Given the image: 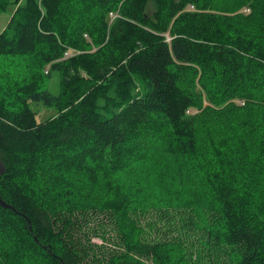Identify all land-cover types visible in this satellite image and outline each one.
Listing matches in <instances>:
<instances>
[{"label":"trees","instance_id":"obj_1","mask_svg":"<svg viewBox=\"0 0 264 264\" xmlns=\"http://www.w3.org/2000/svg\"><path fill=\"white\" fill-rule=\"evenodd\" d=\"M11 5L0 264H264V0Z\"/></svg>","mask_w":264,"mask_h":264},{"label":"rangeland","instance_id":"obj_2","mask_svg":"<svg viewBox=\"0 0 264 264\" xmlns=\"http://www.w3.org/2000/svg\"><path fill=\"white\" fill-rule=\"evenodd\" d=\"M13 9V5L9 6L7 8L6 11L1 12L0 13V32L3 31V29L5 28L11 11ZM148 9H152V4L149 3L148 5ZM249 9L248 8H243L240 10V12L242 13H248ZM47 86L49 87V89L53 92V93H57L59 90V79L58 76L56 74H53V76L50 78V80L47 83ZM200 103L203 105H207L208 101L204 98V95H202L201 99H200ZM35 104L32 103L31 106L34 109ZM39 106H36V110L38 111V116H37V120H43L46 117H49L51 115H53L54 111L51 108H47V107H43L41 104H37ZM191 112L196 113L197 110L196 109H192ZM145 221V218L143 219ZM95 241H98V239L94 238Z\"/></svg>","mask_w":264,"mask_h":264},{"label":"water","instance_id":"obj_3","mask_svg":"<svg viewBox=\"0 0 264 264\" xmlns=\"http://www.w3.org/2000/svg\"><path fill=\"white\" fill-rule=\"evenodd\" d=\"M0 205L3 207H10L6 202H4L1 198H0Z\"/></svg>","mask_w":264,"mask_h":264}]
</instances>
